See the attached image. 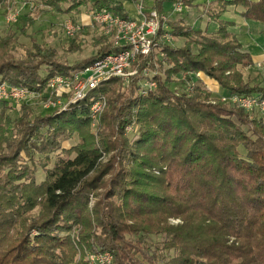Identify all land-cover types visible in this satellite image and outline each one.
<instances>
[{"label": "trees", "instance_id": "obj_1", "mask_svg": "<svg viewBox=\"0 0 264 264\" xmlns=\"http://www.w3.org/2000/svg\"><path fill=\"white\" fill-rule=\"evenodd\" d=\"M34 1L82 30L93 26L78 23L87 0ZM148 1L158 14L170 6ZM229 7L264 24V0H219L203 8L214 29L171 21L169 34L182 45L157 41L127 89L107 80L45 117L24 104L0 106V264H89L84 252H108L110 264H264V116L232 102L264 101V80L244 75L262 60L241 50L234 23L222 18ZM102 11L128 18L119 4L93 0L89 14ZM29 14L26 27L0 35V84L43 92L52 77L119 52L102 35L91 56L60 62L56 48L18 42L35 24ZM165 63L149 78L156 89L141 97L143 69ZM100 100L94 136L89 109Z\"/></svg>", "mask_w": 264, "mask_h": 264}, {"label": "built area", "instance_id": "obj_2", "mask_svg": "<svg viewBox=\"0 0 264 264\" xmlns=\"http://www.w3.org/2000/svg\"><path fill=\"white\" fill-rule=\"evenodd\" d=\"M136 17L122 19L109 11L91 13L89 22L100 28L104 36L112 40L113 48L119 49L118 53L109 54L95 61L92 65L72 73L70 76L57 75L52 77L43 92H31L22 87L0 84V106L13 107L20 104L38 102L45 111H62L70 104L81 100L84 95L96 89L103 82L118 79L122 84L129 82L137 74L134 65L141 57H147L157 47V41L170 44L173 37L169 34L168 24L171 16H181L187 7L183 0H166L170 3V14L158 12L150 7H145L147 0H133ZM17 12H9L4 17L7 26L17 22ZM62 30L66 37L71 38L79 33L82 28L70 19L64 20ZM157 40L155 41V39ZM151 71L143 69L139 82L138 93L145 96L156 88L150 80ZM233 103L247 112L258 110L264 116V101L248 98H233ZM100 100L91 106L90 117L95 126V114L100 110ZM105 104V102H104ZM105 259L91 257L94 264H104Z\"/></svg>", "mask_w": 264, "mask_h": 264}, {"label": "rangeland", "instance_id": "obj_3", "mask_svg": "<svg viewBox=\"0 0 264 264\" xmlns=\"http://www.w3.org/2000/svg\"><path fill=\"white\" fill-rule=\"evenodd\" d=\"M26 0H8L7 2V6L4 9H0V35H2L6 30L8 29H12L13 31L17 32V29L21 28V27H26L27 23H26V13L30 12L29 15H31V17H33L35 19V24L32 25V27L30 28H26L27 30V35L26 36H22L21 34H18V42L22 45H24L25 47H30L32 41L37 43L38 45L47 47V48H56L59 56H61V59L58 60L60 62L66 61L68 64L72 65L75 64L77 62L82 61L83 59H86L87 57L91 56L92 54H94V51L96 50L95 47V40L99 37H102V32L100 30L99 27L97 26H90L87 29L82 30V35H78V36H73L71 38H68L64 35L63 30H62V24L64 22V20L67 19L66 15H61V14H56L50 11V9L48 7H44L37 2H35L34 0H31L32 3H28L25 2ZM109 2L111 1H116V0H107ZM91 3H93V0H87L86 5L81 6L80 8V15L78 16L79 18L81 17L80 21L79 19L77 21H79L78 23L81 24V22H85L88 21L89 22V7L91 5ZM33 5V7H32ZM32 7V8H31ZM214 7V6H213ZM238 8V7H235ZM29 9V11H28ZM228 9V8H227ZM27 11V12H26ZM203 11V9H202ZM9 12H17L18 17H17V22L13 25L10 26H6L5 24V20L4 17L6 16L7 13ZM42 12V13H41ZM41 13V14H39ZM71 17H76L75 16V12H71ZM90 23V22H89ZM186 25V24H185ZM81 33V32H80ZM75 37V38H74ZM72 38L76 39L74 42V47L72 48V53L68 54V55H63L64 51L68 48L69 44H71L70 41ZM183 41L182 40H175L174 38L171 40L170 44L172 46H180L182 45ZM242 50V47H241ZM167 67H170V65H160L159 67L155 66V70L151 71V74L157 75L158 68L159 71H163L166 70ZM254 68V67H253ZM258 71H260L261 75L259 76L260 78L257 80L255 77L259 75ZM244 75H246V77H250L249 79L252 80L253 82H259L261 80H264V64L262 65H257L254 69L250 70H246L244 72ZM255 78V79H254ZM130 81V80H129ZM155 84V79L152 80ZM203 83H207L209 87H213V85H209L210 80H207L206 78L204 80H201ZM124 87V89L128 88L129 82H127L126 84H122ZM188 86H192V84H187ZM157 86V85H156ZM189 87V90H190ZM211 87V88H212ZM139 89V88H138ZM156 89V88H155ZM217 90L213 91L212 93L214 95L213 98L215 96H219V94L216 93ZM189 93V92H188ZM141 96V95H140ZM141 97H146L145 96H141ZM103 102H100V110L95 114V126L91 128L93 135L95 136V131L99 122V118L101 117V115L103 114V111L105 109V104H104V100H102ZM223 101V100H221ZM99 101L94 102L92 105L96 104ZM233 102V101H232ZM24 105L28 106L29 109L32 111L33 115H40V117H45V116H49L51 114H53V111H45L43 110L38 102H34L31 101L30 104H25ZM91 112V107L89 109V113ZM0 113H1V109H0ZM14 111L12 112H7L6 114L8 116H14ZM91 120V117H90ZM92 120H91V124H92ZM126 132H131V127H127L126 128ZM72 142H63V148L65 149H69V145ZM56 154H52L51 156H54ZM23 157V156H22ZM20 164H24L26 163L24 160H21V162H19ZM45 166V165H44ZM37 180L39 181L40 179L43 178L42 174L39 173L36 175ZM172 223L176 224V221H173ZM76 228V227H75ZM75 228H72V231L70 233L71 236L74 235V237L77 235V231L75 232ZM79 253V250H78ZM84 254V259L86 260V262L88 261L89 264H93L90 261L91 257H98V258H102L105 260L104 264H110L111 263V255L108 252H103V253H99V254H89V253H83ZM95 264V263H94Z\"/></svg>", "mask_w": 264, "mask_h": 264}, {"label": "crops", "instance_id": "obj_4", "mask_svg": "<svg viewBox=\"0 0 264 264\" xmlns=\"http://www.w3.org/2000/svg\"><path fill=\"white\" fill-rule=\"evenodd\" d=\"M10 1V0H9ZM219 0H195L190 7L181 16H171L172 22L182 21L190 27H199L200 30H205L206 27L214 29L215 25L209 23V18L203 13L202 9L210 3H216ZM232 1V0H226ZM256 2L257 0H249ZM111 4H119L127 13L128 18L136 17V9L133 0H116L111 1ZM150 1H145V7L148 8ZM170 6L165 9L166 14H170ZM242 10L240 8L229 7L222 18L225 21H231L235 25L236 39L242 47L244 53L262 60L264 64V24L248 22L241 17Z\"/></svg>", "mask_w": 264, "mask_h": 264}]
</instances>
